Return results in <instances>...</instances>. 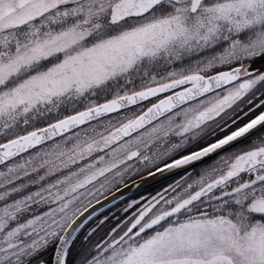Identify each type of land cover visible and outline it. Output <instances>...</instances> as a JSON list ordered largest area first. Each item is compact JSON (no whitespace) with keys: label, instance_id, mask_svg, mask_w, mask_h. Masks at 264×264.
<instances>
[{"label":"snow or ice","instance_id":"1","mask_svg":"<svg viewBox=\"0 0 264 264\" xmlns=\"http://www.w3.org/2000/svg\"><path fill=\"white\" fill-rule=\"evenodd\" d=\"M0 264H264V0H0Z\"/></svg>","mask_w":264,"mask_h":264},{"label":"water","instance_id":"2","mask_svg":"<svg viewBox=\"0 0 264 264\" xmlns=\"http://www.w3.org/2000/svg\"><path fill=\"white\" fill-rule=\"evenodd\" d=\"M150 189H151V188H150ZM150 189H149V190H150Z\"/></svg>","mask_w":264,"mask_h":264}]
</instances>
